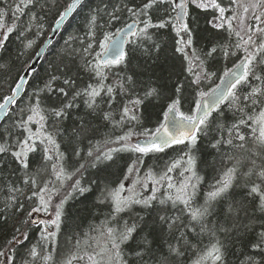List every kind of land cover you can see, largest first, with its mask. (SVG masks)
<instances>
[{"label":"trees","instance_id":"obj_1","mask_svg":"<svg viewBox=\"0 0 264 264\" xmlns=\"http://www.w3.org/2000/svg\"><path fill=\"white\" fill-rule=\"evenodd\" d=\"M71 1L34 0L33 6L24 9L22 15L16 14L19 16L17 20L13 13L15 12V4L19 0H0V9L6 12L3 17L4 23L9 26L13 23L17 25L15 31L9 35L5 50L0 51V102L11 93L38 49L48 38L54 23ZM144 2L145 0H87L65 26L58 40L48 50L38 71L33 74L24 96L1 125L0 144L5 142L15 144L18 138L27 135L23 133V129L17 127L22 110L26 116L30 100L40 89H45V85L51 81L52 77L58 79L52 82L51 91L45 90L40 93L41 107L50 110L53 107H62L64 103L72 102L74 104V107L68 109L67 116L62 121L57 123L54 118L49 116L45 123L46 131L54 134L57 143L60 145V151L64 153V165L69 173L75 172L79 164L85 162L87 151L97 144L103 146L106 139L114 140L124 133L132 132L131 142L134 143L138 139L147 138L144 135L146 131L149 134L154 133L163 123V112L166 111V104L171 102L168 98L172 96L173 89L178 83L184 85L180 93L182 96L181 110L194 115L195 102L199 100L200 93H206L215 88L224 76V71L234 67V63H238L243 55L242 52H237L236 56L227 60L223 59L220 53V45L227 44L230 49H234L237 37L234 33L213 27L216 17V12L213 10L196 8L188 2L187 22L193 30V43L190 49L186 50L188 52L187 57H183L181 53L174 51V48L178 46L175 45V41L179 37L176 36L171 27H167L159 30L150 29L152 41H137L135 37H132L130 41L133 43L129 41L127 48L129 54L127 60L119 66L105 69L106 80L100 81L85 67L89 61L94 62L93 57L84 51L88 44L92 43L95 46L96 40H103L105 32L113 39L119 31L133 22L124 6H142ZM116 8L121 9L117 13L119 19L107 24L109 13ZM158 8V11L153 9L148 13L153 23L175 16V13L171 12L166 4L159 5ZM93 15L96 16L97 26L91 24ZM93 27H95L96 40H93L90 34ZM233 27L236 29L235 24ZM181 35L184 34L181 33ZM153 44L159 45V51L154 50ZM213 46L217 47V53L212 57H206L205 53ZM95 50L99 51L98 48ZM197 56L199 60L196 59ZM190 60L192 61L191 64L189 63ZM202 70L214 73V75L208 79L201 78V82L197 86L192 81H195L197 76H201ZM128 77H132L134 87L126 85L128 91L121 92L119 85ZM65 79L73 81V84H64ZM98 82L113 88V100H109L106 92L102 93L103 99L97 98L100 106L96 111L87 106L85 101L88 98L86 96H79L73 100L75 92L81 91L89 85L95 87ZM258 83L251 80L250 86L242 85L240 88L241 96H247L251 87L257 86ZM61 87L65 89L67 96L59 92ZM151 88H157L161 95L148 97L139 106L137 110L138 121L125 122L114 127L113 123L102 118L103 113L111 111L114 121H118L122 106L128 104L129 99H135L137 96L143 97L145 91ZM233 121V111L226 104H222L219 112H213L209 118L208 134L198 135L196 147L192 150L197 161L196 172L201 178L197 185L195 206L204 204L208 193L213 190V186L223 178L226 167L231 166L228 154L232 150L229 146L224 145L220 149H216L212 147V144L220 136L217 123L230 126ZM82 124L91 129L87 138L77 134ZM31 127L34 132L40 130L39 124H33ZM188 147L186 143L185 145H174L160 153H149L142 158V162L135 169L134 175H129L127 171L137 158V154L131 152L116 154L115 163L104 170L88 169L85 171L81 183L88 184L91 182L89 185L91 191L83 195L75 194L64 204L59 228L57 229L55 224L48 228V231L55 232V235L49 236L47 242L41 238V233L46 225L31 221L25 223L27 214L39 204L36 197L31 200L26 198L31 196L33 189L23 184L25 170L19 166L10 153L0 154V251L11 257L13 264H24L25 261H31L29 250L33 246H36L41 255L32 264H63V261L73 253L84 257L79 261L74 260L73 264H88L87 255L94 254L93 249L96 248L97 241H103L100 235L101 226L109 221L111 225H116V220L122 226L124 221L131 224L143 217L144 221H147V229L142 231L138 229V235L134 234V240L122 246L127 264H139V258L136 257L135 252L144 247L143 238L145 236H148L152 244L151 251L144 256V264H158V261L167 254L168 244L175 243L167 227L161 228L159 226L158 217L159 215L181 216L179 209L182 206L173 208L170 203L161 205L158 201H153L150 208L133 205L131 209L120 213L116 220H112L110 216L113 211L112 205L108 201L101 203V193L106 186L118 188L122 183L126 190H132L135 184V190L140 192L141 198L150 196L154 185L148 177V173L151 172L158 177L174 160H179L188 150ZM75 151H79V156L74 155ZM42 165L43 161L39 151L29 155L30 172L35 174ZM181 171L182 168H177L170 174L173 177V182L182 181L190 175L184 173V176H180ZM240 171L244 172L246 168L241 167ZM78 178H80L79 173H76L71 179L64 180L61 184V182L56 181L55 176L46 172L38 177V182L52 179L53 185L63 193L68 190V186L73 180ZM137 180L145 183L147 187L141 188ZM242 184L243 181L234 184L228 199L213 202L214 211L208 218L210 227L219 228L221 225L227 227L231 223L228 213L229 206L236 205L238 202H246L247 189L241 186ZM10 189L13 190L10 191ZM21 189L23 192L18 191ZM124 194L127 195V191ZM156 194L158 197H162L166 193L164 189H160ZM12 197L23 204V211L17 210L16 207H6L11 202ZM59 199V196L53 195L52 206L49 208L48 214L55 215V205L59 203ZM253 207V205H249V215L241 214V219L246 223H252L258 231L260 225L264 223V214L253 211ZM40 214L45 213L40 212ZM182 219L186 221L187 217L182 216ZM42 220L49 221L48 218ZM140 225L143 228L144 222L140 221ZM154 226L156 231L152 236H149V231ZM17 228L26 231L28 239L23 244L13 246L10 241L14 235H18L16 233ZM215 239H219L224 245V264H248V257L253 253L252 236L243 231H232L228 234L217 231L215 237L207 232L199 236L189 232L188 241L191 247H188L180 258V264H192L202 253V250L214 243ZM89 243H91V247L88 246ZM9 249L12 250L9 251ZM48 255H51L52 259L46 262L43 256ZM256 259H260V257L257 256Z\"/></svg>","mask_w":264,"mask_h":264},{"label":"snow or ice","instance_id":"obj_2","mask_svg":"<svg viewBox=\"0 0 264 264\" xmlns=\"http://www.w3.org/2000/svg\"><path fill=\"white\" fill-rule=\"evenodd\" d=\"M83 0H73V3L68 6L63 14L59 16L56 21L57 27L68 16L69 12L81 5ZM189 0H145L142 6L128 7L125 5L127 14L132 18L133 22L128 24L122 31L118 32L120 36L119 41H113L111 36L105 32L103 40H96L95 27L90 30L93 40H96L95 46L89 43L84 49L89 56L93 57V61L86 64V69L94 76L98 77L100 81L106 80L107 75L105 69L113 66H119L128 58V52L122 50L120 42L131 34L137 41H152V33L150 29H164L171 27L176 36L179 37L175 41L174 51L181 53L183 57H187V49H190L193 43L192 28L186 20L189 15L188 9ZM233 3H238V0H232ZM197 8L207 9L209 7L216 9L219 15L214 19L217 21L213 24L214 28L223 29L229 33H234L237 37V43L234 49H230L229 45H220V53L223 59L227 60L232 56H236L237 52H242V58L238 63H234V67L224 71V78L220 80V84L212 88L209 92H201L200 98L195 102V115L185 113L181 110L182 96L180 93L184 85L177 84L173 89V94L168 99L171 101L166 104V111L163 112V123L155 130L154 133L149 134L147 131L144 135L147 137L144 141L137 140L132 143V132L124 133L119 137L113 139H106L103 146L97 144L87 151L85 162L79 164L75 172L69 173L66 171L64 165V153L60 151V145L57 143L52 132H47L45 123L49 116L55 119L58 123L67 116L68 109L74 107L72 102L64 103L63 106L53 107L50 110L41 107L40 93L45 90H52V82L57 77H52L51 81L45 85V89H40L34 97L30 100L27 108V115H20L17 127L23 129L22 135L18 138L15 144H0V154L10 153L11 156L18 162L19 166L25 170L23 184L30 186L33 191L31 196L26 197L31 200L36 197L39 201L38 206H35L27 214L25 223L29 221L46 225L44 231L41 233V238L48 241L49 236H54L55 232H49L48 228L55 224L59 228V222L63 214V206L75 194L83 195L91 191L88 184H82L81 180L83 174L88 169L104 170L111 167L115 163V156L121 152H131L137 154V158L132 165L128 167L129 175L135 174V169L142 162V158L149 153H160L166 147L172 145L188 144V150L179 160H174L166 167V170L158 177L151 172L148 177L152 180L154 185L152 194L146 198H141L139 191L135 190V184L132 190H126L121 183L118 188L105 187L101 193V203L108 201L113 208L110 213L112 220H116L117 216L132 208L133 205H142L145 208L152 207L153 201H158L161 205L171 204L173 208L180 207L181 216L168 217L166 215H159L158 222L161 228L167 227L171 238L175 243L168 244L167 254L158 261V264H180V258L184 255L188 247H191L188 241V233H195L199 236L202 233H209L212 237L216 236V232L220 231L228 234L232 231H243L245 234L252 236L251 247L253 253L248 257V264H264V223H262L257 231L252 223H246L241 219V214L249 215V205H253V211H259L264 214V0H251L247 5L243 6L244 13L249 9H254L253 18L256 23L251 25H244L241 31H237L232 24L236 19L233 16L231 19L225 17V8L221 7L217 0H191ZM34 0H19L15 4L16 19L19 16L16 14H23L24 9L33 6ZM166 4L175 13L174 17L161 19L158 23H153L151 17L148 15L150 10H159L158 6ZM121 9L116 8L109 13V20L107 24L118 20L117 15ZM6 12L0 9V51L5 50V44L9 39V35L13 33L17 27L15 23L11 26L3 21ZM34 18V17H33ZM91 24L96 25V16L91 17ZM27 27V26H25ZM181 33L184 35L182 36ZM19 34V33H18ZM246 37V38H245ZM133 43V41H130ZM30 46V45H29ZM99 49L96 51L95 49ZM153 48L159 51V45L153 44ZM217 47L213 46L205 53L206 57H212L217 53ZM195 55V53H193ZM109 57H112L109 59ZM199 60V57H196ZM191 64L192 61L190 60ZM214 73L202 70L201 76H197L193 84L199 85L201 78L208 79ZM23 81V77L20 78ZM251 80L258 83L257 86L251 87L247 96H241L240 88L242 85H251ZM64 84L71 85L73 81L69 79L64 80ZM130 85L134 87L132 77L120 83L121 92H127ZM21 84L16 85V90L0 102V112H6L8 106L14 103V97L18 95ZM59 92L67 96V92L63 87ZM107 93L109 100H113V88L106 87L98 82V85L93 87L89 85L87 88L77 91L73 95V100L79 96H86L85 101L87 106L96 111L99 108L97 98L102 97V93ZM161 95L157 88L146 90L143 97L137 96L135 99H129V103L122 106L120 119L114 121L113 113L111 111L102 114V118L109 123H113L114 127L122 125L125 122L138 121L139 116L137 110L140 105L148 97H155ZM221 104H226L229 109L233 111L234 121L230 126H225L223 123H217V129L220 133L219 139L212 144L213 148L220 149L224 145L229 146L232 150L228 154V160L231 162L230 167H226L223 172V178L218 180L217 184L213 186V190L208 193V197L201 206L194 205V199L197 194V185L200 177L196 172V157L192 154L195 149L198 135H207L210 127L209 118L213 110L219 112ZM110 107V105H109ZM39 124L40 130L34 132L31 125ZM91 129L82 124L78 130V136L88 137ZM39 151L43 165L37 169L35 174L29 171V155ZM79 151H75L74 155L79 156ZM259 161V163H257ZM241 167L246 168V171L241 172ZM177 168H182L179 173L184 176V173H189L182 181L173 182V177L170 175ZM50 173L55 176L56 181L63 183L64 180L71 179L73 175L79 173L80 178L73 180L68 186V190L61 193L59 188L53 185L52 179L38 182V177L43 173ZM195 178V179H193ZM243 181L241 186L247 189L246 202H238L236 205H230L228 208L229 219L231 223L225 227L221 225L210 227L209 217L213 214L214 203L217 201L226 200L229 197L230 190L234 184ZM141 188H146L147 185L139 180ZM52 185V187H50ZM55 189V191H54ZM164 189L165 193L162 197L157 196V192ZM13 189H10L12 191ZM23 192V190H18ZM127 191V195L124 193ZM53 195L59 196V203L55 205V219L52 221L39 220L33 218V213L44 212L48 214ZM6 207H16L17 210L23 211V204L15 197H12L11 202ZM182 216H186L187 220H183ZM6 219V217H5ZM140 221L144 222L141 228ZM139 230L147 229V221L140 217L138 221L131 224L124 221L120 226L119 221L116 220V225H111L107 222L101 226L100 235L103 241L96 242V248L93 249L94 254L87 255L88 264H127L123 245L129 241L134 240V234L138 235ZM156 231L154 226L149 231V236H152ZM12 241L10 243L14 246L16 244H23L28 236L26 231H21L17 228ZM178 233V235H177ZM79 244V242H77ZM152 241L148 236L143 238L144 247L135 252L136 257L139 258V264H144V256L151 251ZM91 247V243L88 244ZM224 245L219 239H215L209 247L202 250V253L195 259L192 264H224ZM12 249H9L11 251ZM41 253L37 251L36 246L29 250L31 261H25L24 264H32ZM259 256L260 259H256ZM175 259H172V258ZM0 264H13L12 258L6 255L5 252L0 251ZM47 262L52 259L51 255L43 256ZM84 259L76 253L67 257L63 264H73V261Z\"/></svg>","mask_w":264,"mask_h":264},{"label":"water","instance_id":"obj_3","mask_svg":"<svg viewBox=\"0 0 264 264\" xmlns=\"http://www.w3.org/2000/svg\"><path fill=\"white\" fill-rule=\"evenodd\" d=\"M87 0H83L82 4L77 6L75 8V10L69 12L68 16L65 17L64 21H62L59 25V27H57L56 22L54 23L52 30L48 36V38L45 40V42L42 44V46L38 49V51L36 52L34 58L32 59V61L30 62L29 66L27 67V69L23 72L22 76L24 79L23 81H21V77L19 78L17 84H21V87L19 89V93L18 95H16L14 97V103L10 104L8 106V109L6 112H0V127L3 124V122L7 119V117L9 116V114L12 112L13 109L16 108L18 102L22 99V97L24 96L27 86L33 76V74H35L38 69L40 64L42 63L45 55L47 54L48 50L53 46V44L58 40V38L60 37L61 33L63 32L65 26L69 23V21L74 17V15L77 13V11L82 7V5L86 2ZM73 3V0L68 4L71 5ZM67 6V8H68ZM66 8V9H67ZM65 9V10H66ZM64 10V11H65ZM64 11L62 12V14L64 13ZM59 20V18L57 19ZM187 20V17H186ZM127 27V26H126ZM126 27H124L121 31L122 32ZM133 36L131 34H129L125 39H123L120 42V47L122 48V50L127 52V47H128V42L129 39L132 38ZM113 41H119L120 40V36H118L117 34L115 35V37L112 39ZM112 57H109V59H111ZM224 78V77H223ZM220 84V83H219ZM218 84V85H219ZM16 85L14 86V88L12 89L11 93L9 95H11L15 90H16ZM8 95V96H9ZM6 98V97H5ZM3 102V101H2ZM214 111V110H213ZM140 141H144L145 139H139ZM137 141V140H136ZM135 141V142H136ZM174 146V145H172ZM169 148V147H166ZM165 148V149H166Z\"/></svg>","mask_w":264,"mask_h":264},{"label":"rangeland","instance_id":"obj_4","mask_svg":"<svg viewBox=\"0 0 264 264\" xmlns=\"http://www.w3.org/2000/svg\"><path fill=\"white\" fill-rule=\"evenodd\" d=\"M189 2L190 4L193 5V7H196L194 3H191V0ZM205 2H207V0H205ZM250 2L251 0H238V3H233L232 0H217V3H219L221 7L225 8V13H224L225 17L229 19H231L233 16L236 17V19L232 21V24H235L237 31H241L244 25H251L256 23V21L253 18V12L255 10L250 8L247 13H244L243 6H241V5H247ZM207 10L215 11L216 17L219 15V12L214 8L209 7L207 8ZM260 10L264 11V8H261ZM216 22L217 21L214 20L213 24ZM241 34L243 35L244 33L241 31ZM32 215L36 221L42 220L44 218H48L50 222L55 219V215H51V214L33 213Z\"/></svg>","mask_w":264,"mask_h":264}]
</instances>
